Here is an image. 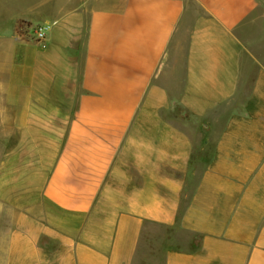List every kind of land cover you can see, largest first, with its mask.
<instances>
[{
    "label": "crops",
    "instance_id": "0c3cea01",
    "mask_svg": "<svg viewBox=\"0 0 264 264\" xmlns=\"http://www.w3.org/2000/svg\"><path fill=\"white\" fill-rule=\"evenodd\" d=\"M262 1L0 0V264H134L147 223L198 238L163 264H264V67L239 98ZM175 103L212 145L183 211L195 140Z\"/></svg>",
    "mask_w": 264,
    "mask_h": 264
},
{
    "label": "rangeland",
    "instance_id": "374dc122",
    "mask_svg": "<svg viewBox=\"0 0 264 264\" xmlns=\"http://www.w3.org/2000/svg\"><path fill=\"white\" fill-rule=\"evenodd\" d=\"M22 23L24 22L20 24ZM35 24L36 23L31 25L26 23V25L30 26V33L32 34L34 28L39 26ZM0 32L2 33V31ZM16 35L20 39L18 30ZM240 35L246 47L243 58V80L241 90L239 91V98L244 99L250 94L257 73L264 67V0L259 9L247 20L243 32H240ZM7 50H10L9 41L5 39V36L0 34V72H2L4 65L7 63V56L5 54ZM176 91L178 92V90ZM176 91H172L173 94L177 93ZM1 109L3 112L5 111L4 107ZM238 109L239 108L233 109L231 112ZM227 115V113L223 114L220 120L210 122L208 125L212 126L211 124H213L215 131L221 130L227 119ZM166 116L178 126L189 131L195 140L193 168L191 169L189 184L183 198L181 207L183 211L189 202L201 172L206 167L207 161L205 159L211 156L212 145L205 147L203 144L204 130L208 129L205 126L207 121L192 117L177 103L166 113ZM4 140L5 139L0 138V143ZM5 156V154L0 153V165ZM5 210L6 209L0 205V233L2 232V241H4L3 238L7 236L8 229L10 228L9 221H11ZM197 242L198 238L195 237L194 234L179 227L147 223L141 236L134 264H163L165 252L169 248H188L194 246Z\"/></svg>",
    "mask_w": 264,
    "mask_h": 264
},
{
    "label": "built area",
    "instance_id": "2783aa9c",
    "mask_svg": "<svg viewBox=\"0 0 264 264\" xmlns=\"http://www.w3.org/2000/svg\"><path fill=\"white\" fill-rule=\"evenodd\" d=\"M29 28L30 26L26 25V23L19 25L18 33L20 34V39L35 41L40 45H45L47 42V28L39 25L34 28L33 34L30 33Z\"/></svg>",
    "mask_w": 264,
    "mask_h": 264
},
{
    "label": "trees",
    "instance_id": "16d2710c",
    "mask_svg": "<svg viewBox=\"0 0 264 264\" xmlns=\"http://www.w3.org/2000/svg\"><path fill=\"white\" fill-rule=\"evenodd\" d=\"M25 23V22H24Z\"/></svg>",
    "mask_w": 264,
    "mask_h": 264
}]
</instances>
